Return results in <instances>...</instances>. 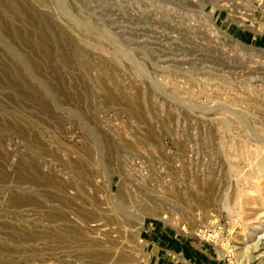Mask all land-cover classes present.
<instances>
[{
  "label": "rangeland",
  "instance_id": "1",
  "mask_svg": "<svg viewBox=\"0 0 264 264\" xmlns=\"http://www.w3.org/2000/svg\"><path fill=\"white\" fill-rule=\"evenodd\" d=\"M127 263L264 264V0H0V264Z\"/></svg>",
  "mask_w": 264,
  "mask_h": 264
},
{
  "label": "bare ground",
  "instance_id": "2",
  "mask_svg": "<svg viewBox=\"0 0 264 264\" xmlns=\"http://www.w3.org/2000/svg\"><path fill=\"white\" fill-rule=\"evenodd\" d=\"M164 217H161V219L163 220ZM139 226L141 227L142 223H143V217L139 218ZM128 264V263H127Z\"/></svg>",
  "mask_w": 264,
  "mask_h": 264
}]
</instances>
